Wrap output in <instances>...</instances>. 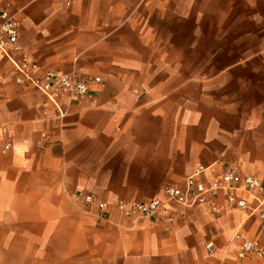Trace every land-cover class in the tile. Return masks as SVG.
I'll return each instance as SVG.
<instances>
[{
    "label": "crops",
    "instance_id": "crops-1",
    "mask_svg": "<svg viewBox=\"0 0 264 264\" xmlns=\"http://www.w3.org/2000/svg\"><path fill=\"white\" fill-rule=\"evenodd\" d=\"M4 11L42 71L102 82L61 94L60 117L0 50V123L15 134L0 153V264H264L237 258L238 232L264 252V223L244 211L200 206L167 231L100 220L79 197L161 199L199 166L207 186L229 168L264 182V0H0ZM183 51L231 58L185 81L169 62Z\"/></svg>",
    "mask_w": 264,
    "mask_h": 264
},
{
    "label": "built area",
    "instance_id": "built-area-1",
    "mask_svg": "<svg viewBox=\"0 0 264 264\" xmlns=\"http://www.w3.org/2000/svg\"><path fill=\"white\" fill-rule=\"evenodd\" d=\"M18 24L15 16L8 11L0 13V50L6 55L19 74L17 82L32 86L46 95L55 105L60 117L65 113L61 110L58 98L68 94L73 98L83 99L90 95L102 79L81 78L77 73L62 74L55 71H42L36 63L31 62L22 53L18 44ZM11 51L21 53L20 59L15 58ZM15 134L7 125L0 123V153H7L13 148ZM209 167L199 166L188 177L183 187L167 186L163 190L164 197L147 202L98 201L92 193H80L84 204L89 209L97 207L98 218L110 221L113 212L133 223L151 221L161 224L171 231L179 218L188 211L200 206H208L213 216H221L228 209L244 211L249 219H257L264 223V182L256 177L243 175L236 168H229L216 177L210 186L202 182ZM223 192H230L227 203L218 202ZM241 246L237 255L239 261L259 258L264 260V252L256 240L236 234ZM209 252H214V245H208Z\"/></svg>",
    "mask_w": 264,
    "mask_h": 264
},
{
    "label": "rangeland",
    "instance_id": "rangeland-1",
    "mask_svg": "<svg viewBox=\"0 0 264 264\" xmlns=\"http://www.w3.org/2000/svg\"><path fill=\"white\" fill-rule=\"evenodd\" d=\"M230 58L231 57L227 58V56L224 55V51H183L182 56L178 55V57H176V59L173 58V60L169 58V62H175L176 60L178 64L182 63L184 65L183 76L186 81L197 78V72H195V70L194 72L192 71L193 67L195 69L196 66H199L200 79H207L209 75L215 73L214 70L218 71L226 64L227 60L229 62ZM77 202H79V200ZM114 214L115 212L112 213L111 219Z\"/></svg>",
    "mask_w": 264,
    "mask_h": 264
}]
</instances>
